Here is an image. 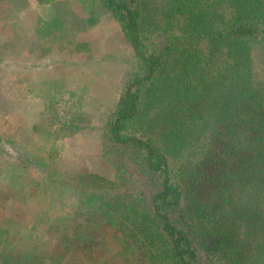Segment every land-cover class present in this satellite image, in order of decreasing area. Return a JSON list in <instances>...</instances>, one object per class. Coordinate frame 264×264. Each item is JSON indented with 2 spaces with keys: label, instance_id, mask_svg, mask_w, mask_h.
<instances>
[{
  "label": "trees",
  "instance_id": "trees-1",
  "mask_svg": "<svg viewBox=\"0 0 264 264\" xmlns=\"http://www.w3.org/2000/svg\"><path fill=\"white\" fill-rule=\"evenodd\" d=\"M79 1L109 10L134 67L104 124L115 178L77 177L53 231L95 246L90 210L144 264H264V0ZM36 237L0 228V264H47Z\"/></svg>",
  "mask_w": 264,
  "mask_h": 264
},
{
  "label": "rangeland",
  "instance_id": "rangeland-1",
  "mask_svg": "<svg viewBox=\"0 0 264 264\" xmlns=\"http://www.w3.org/2000/svg\"><path fill=\"white\" fill-rule=\"evenodd\" d=\"M34 2L27 0L28 4ZM70 2L80 3L67 0ZM20 7L17 1L0 0V228H6L11 237L44 239L47 264H144L138 260L132 242L90 210L85 211L84 217L92 216L100 227L95 246L72 245L78 236L68 228L64 230L66 234L54 232L47 220L75 206L77 199L69 186L77 177L95 173L115 178L114 167L106 161L109 158L102 156L104 124L115 107H97L96 102L87 101L81 106L72 101L66 107L61 101L69 93L34 91L33 76L28 79L27 75L29 65L19 58L16 11H21ZM117 44H112V48L120 58L121 92L134 60L133 55L129 56L131 45L127 39ZM108 70L110 78L113 68ZM109 88L112 91L100 93L107 95L108 103L115 84ZM110 153L114 152L110 149ZM125 162L132 171L137 170L129 158Z\"/></svg>",
  "mask_w": 264,
  "mask_h": 264
},
{
  "label": "crops",
  "instance_id": "crops-1",
  "mask_svg": "<svg viewBox=\"0 0 264 264\" xmlns=\"http://www.w3.org/2000/svg\"><path fill=\"white\" fill-rule=\"evenodd\" d=\"M18 15L19 58L30 66L27 75L28 79L33 76L35 92L69 93L61 101L66 107L72 101L76 106L87 101L96 102L97 107H115L122 71L112 44H122L125 37L109 10L101 5L89 9L67 0L43 4L35 0L24 4ZM109 68H113L110 78ZM111 84L115 89L108 103L107 95L100 93L112 91Z\"/></svg>",
  "mask_w": 264,
  "mask_h": 264
}]
</instances>
